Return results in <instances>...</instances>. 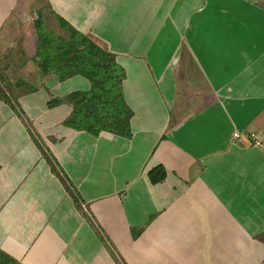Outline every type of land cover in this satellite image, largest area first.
<instances>
[{"label":"crops","instance_id":"0c3cea01","mask_svg":"<svg viewBox=\"0 0 264 264\" xmlns=\"http://www.w3.org/2000/svg\"><path fill=\"white\" fill-rule=\"evenodd\" d=\"M38 19L122 73L127 136L110 85L85 111L107 129L74 125L92 81L42 71ZM0 85L19 113L0 100V251L19 264H264V0H0Z\"/></svg>","mask_w":264,"mask_h":264},{"label":"trees","instance_id":"16d2710c","mask_svg":"<svg viewBox=\"0 0 264 264\" xmlns=\"http://www.w3.org/2000/svg\"><path fill=\"white\" fill-rule=\"evenodd\" d=\"M40 19L34 22V26L38 36L36 61L42 71H53L54 73L58 72V78L68 76L70 75V73H68L67 71H65L63 74L60 73V65H62L63 61H68L69 64H71L70 66L72 67V69L78 68L80 72H86L84 76L92 81V90L90 91V94L84 95V97L78 103H76L77 107L79 108L78 113L82 112L85 115V119H81V115H79L78 117L80 119L76 118L74 125L78 128L85 127L90 131H97L98 129L102 128L107 129L105 127V122H100L99 120H97L95 115L94 118H92L91 116L87 117L85 111H88V106H91V103H93V94H95L96 89H98V92L105 94L102 86L105 87V84H108V86H111V91L108 93V96L109 98H111V103L109 104H111L112 106L109 107L108 103L107 106L109 108V113L114 114V118L110 117L112 120L111 127L118 130L122 129L126 132L128 130V118L130 117V112L123 105L119 91L122 73L120 72L118 73V75L109 74V69L113 66V64L111 59L107 56L106 52L96 45L86 42V38L78 31H75L74 29L69 27L67 22L60 23L63 29L66 27L70 29L68 41L60 37H55L54 33L46 31L43 26V22H41ZM66 65L68 66V64ZM97 70L101 71V73H95ZM94 77H98V81L94 79ZM107 99L108 97H106V100ZM0 100H2L6 105L10 106L14 113L19 117V113L17 111L18 109L16 108L15 103L8 96V92L4 91V89L1 88V85ZM62 101L63 100L61 99L56 100L57 103H61ZM67 101L69 102V98H67ZM51 104L52 102L50 103V105ZM98 107L101 108L102 106L99 105ZM107 112L104 111V113ZM26 129L31 140L40 151L42 159L48 163L51 171L56 176H58L60 180L63 179L61 176L62 174L60 173L58 168H56L55 164H53V160L44 148V143L42 142V140L37 135H35L29 124H26ZM128 134L129 132L123 135L127 136ZM165 177L166 172L162 166H156L148 172V178L152 184L162 182ZM70 193L74 196V201L78 203L76 196L72 193L71 189ZM8 262L10 264H19L16 260L0 251V264H9Z\"/></svg>","mask_w":264,"mask_h":264},{"label":"rangeland","instance_id":"374dc122","mask_svg":"<svg viewBox=\"0 0 264 264\" xmlns=\"http://www.w3.org/2000/svg\"><path fill=\"white\" fill-rule=\"evenodd\" d=\"M51 29V28H50ZM95 73H101V71H99V70H97ZM94 79H96L97 81H98V77H94ZM102 83V82H101ZM120 86V85H119ZM93 87H95V86H93ZM100 87V86H99ZM103 87V91H105V92H107L108 91V84H105V87L104 86H102ZM69 99H70V101L71 100H73L74 102H75V104L77 103V97L76 96H72V97H69ZM127 110H128V108H127ZM110 117H112V116H110ZM113 118V117H112ZM77 119H80L79 117H77ZM81 119H85V115L84 114H82L81 115ZM121 128V127H120ZM112 130H113V128H112ZM130 131V129H129V126H128V130L125 132V131H121V130H116V131H114L116 134H122V136H123V134H125V133H128ZM34 136V135H33ZM36 138V137H35ZM43 147V146H42ZM44 148H45V146H44ZM50 155V154H49ZM51 157V156H50ZM51 159H52V157H51ZM54 164V163H53ZM62 176V175H61ZM68 186H69V183L68 182H65ZM72 193L73 194H75V192L72 190ZM97 242V241H96ZM96 242H89L92 246H95L96 245ZM99 244H100V246H102V244H101V242H99ZM98 246V245H97ZM96 246V247H97ZM111 248V251H113V252H115V250H114V248L111 246L110 247ZM113 252H112V254H113ZM115 254V253H114ZM115 257L119 260V257L115 254ZM9 263V262H8ZM10 264V263H9Z\"/></svg>","mask_w":264,"mask_h":264},{"label":"built area","instance_id":"2783aa9c","mask_svg":"<svg viewBox=\"0 0 264 264\" xmlns=\"http://www.w3.org/2000/svg\"><path fill=\"white\" fill-rule=\"evenodd\" d=\"M233 137L234 138H238L239 137V134L237 132H234L233 133ZM255 144L258 145V146L260 145V143L258 141H256Z\"/></svg>","mask_w":264,"mask_h":264}]
</instances>
